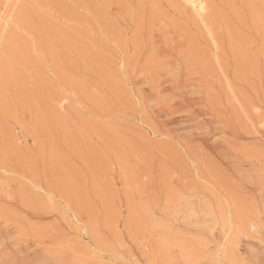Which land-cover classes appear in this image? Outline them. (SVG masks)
Returning a JSON list of instances; mask_svg holds the SVG:
<instances>
[{
	"label": "rangeland",
	"instance_id": "1",
	"mask_svg": "<svg viewBox=\"0 0 264 264\" xmlns=\"http://www.w3.org/2000/svg\"><path fill=\"white\" fill-rule=\"evenodd\" d=\"M202 1L0 0V264H264V0Z\"/></svg>",
	"mask_w": 264,
	"mask_h": 264
},
{
	"label": "bare ground",
	"instance_id": "2",
	"mask_svg": "<svg viewBox=\"0 0 264 264\" xmlns=\"http://www.w3.org/2000/svg\"><path fill=\"white\" fill-rule=\"evenodd\" d=\"M188 2L191 3L192 7L196 10L197 13H199L200 11H202V10L204 9V5H203V2H204V1H202V0H188ZM204 66H205V65H204ZM167 74H169V73H167ZM176 74H178V73H176ZM185 74H186V73H185ZM180 75H181V74H180ZM175 76H176V75H175ZM188 77H189V76H188ZM179 78H180V77H179ZM181 78H182V76H181ZM153 79H154V78H153ZM170 79H171V78H170ZM175 80H176V79H175ZM152 81H153V80H152ZM157 81H158V79H157ZM165 81H167V85H169V84H168L169 78H168L167 80L165 79ZM180 81H181V80H180ZM182 81H183V80H182ZM153 82H154V81H153ZM163 82H164V80H163ZM178 82H179V80H178ZM171 83H172V82H171V80H170V85L173 86ZM175 83H176V82H175ZM182 83H184V81H183ZM157 84H158V83H157ZM161 84H162V81H161ZM161 84H160V86H162ZM184 84H185V83H184ZM189 84H191V83H189ZM201 84H202V83H201ZM154 85H155V87H156V82H155ZM167 85H165V86L167 87ZM174 85H175V87H176V84H174ZM160 86L158 85V87H160ZM165 86H164V87H165ZM171 86H169V87H171ZM200 86H202V85H200ZM153 87H154V86H153ZM153 87H152V88H153ZM164 87H163V88H164ZM169 87H167V88H169ZM181 87H182V86H181V84H180L179 89H180ZM185 87H186V86L184 85V88H185ZM189 87H190V85H189ZM197 87H198V85H197ZM155 89H156V88H155ZM155 89H154V91H155V93H156V90H155ZM160 89L163 90V92H165V90H166V88H164L165 90L162 89V88H160ZM177 89H178V88H177ZM188 89H189V88H188ZM196 89H197V88H196ZM161 90H160V91H161ZM172 90H173V89H172ZM148 91H149V90H148ZM160 91H158V93H159ZM168 91H170L169 93H170V95H171V94H172L171 88H170ZM168 91H167V93H168ZM174 92H175V90H174ZM184 92H185V91H184ZM188 92H189V90H188ZM158 93H156V97H157V94H158ZM186 93H187V92H186ZM161 94H163V93L161 92ZM165 94H166V93H165ZM174 94H175V93H173V95H174ZM178 94H179V93H178ZM184 94H185V93H184ZM190 94H191V93H190ZM190 94L188 95V97L190 96ZM200 94H201V93H199V96H200ZM166 95H167V94H166ZM181 95H182V92H181ZM185 95H186V94H185ZM204 95H206V94H204ZM160 96H161V95H160ZM164 96H165V95H164ZM168 96H169V94H168ZM168 96H167V97H168ZM177 96H178V95H177ZM186 96H187V95H186ZM197 96H198V94H197ZM162 97H163V95H162ZM181 97H182V96H181ZM181 97H180V98H181ZM191 97H192V95H191ZM194 97H195V96H194ZM194 97H193V98H194ZM203 97H204V96H203ZM158 98H159V97H158ZM160 98H161V97H160ZM160 98H159L158 101L161 102L162 99L160 100ZM171 98L173 99V96H171ZM174 98H175V97H174ZM207 98L209 99L210 97H206V101H207ZM169 99H170V98H169ZM181 99H182V98H181ZM191 99H192V98H191ZM155 100H156V98H155ZM170 100H171V99H170ZM177 100H178V98H177ZM192 100H193V99H192ZM200 100H201V102L203 101L202 98H201ZM211 100H212V99H211ZM189 101H190V103H189V102H185V99H182V100H179V102H176V98H175V100L173 101V103H175V104L173 105V109L175 110L174 112L176 113L177 111H180V113H179V112H178V113L181 114V113H183V111H185V113L188 112V113L190 114V116H191V115L194 116L196 113L193 111V108H192V107H194L195 104H197V103H194V101H193V103H194V104H193L194 106H193V105H192V102H191L190 99H189ZM196 101H197V100H196ZM165 102H166V99H164L165 107H166V108H167V106L169 107V105H170V101L168 102L169 105H167V106H166L167 103H165ZM204 102H205V101H203V103H204ZM158 103H159V102H158ZM162 103H163V102H162ZM207 104H208V103H207ZM201 105H202V103H201ZM163 106H164V105L162 104L161 107H163ZM205 106H206V105H205ZM205 106H204V107H205ZM206 107H208V106H206ZM157 108H158V106H157ZM169 108H171V106H170ZM169 108H167V111H164V112H167V113L169 114V111H168ZM163 109H164V107H163ZM171 109H172V108H171ZM173 109H172V113H174V112H173ZM204 109H205V108H204ZM217 109H218V108H217ZM165 110H166V109H165ZM208 110H209V108H208ZM208 110L205 109V111H206L207 113H208ZM221 110H222V109H221ZM215 111H217V110H215ZM215 111H213V112H215ZM218 111H219V110H218ZM218 111H217V113H218ZM154 112H155V109H154ZM164 112H163V113H164ZM196 112H199V111H196ZM213 112H212V113H213ZM156 113H157V112H156ZM158 113H159V115H160L161 111H159ZM170 113H171V112H170ZM175 113H174L173 115H175ZM188 113L185 114V115H186V118H188ZM153 114H154V113H153ZM179 114H178V115H179ZM213 114H214V113H213ZM155 115H156V114H154V116H155ZM162 115H163V114H162ZM166 115H167V114H166ZM173 115H172V116H173ZM205 115H208V114H205ZM221 115H222V114H221ZM156 116L158 117V115H156ZM168 116H171V114H169ZM182 116H183V114H182ZM200 116H203V115L200 114ZM222 116H223V115H222ZM224 116H225V114H224ZM176 117H177V116H176ZM204 117H205V116H204ZM177 118H178V117H177ZM205 118H206V117H205ZM214 118H215V117H213V121H214ZM221 118H222V117H221ZM172 119H173V118H172ZM181 119H182V118H181ZM184 119H185V118H183V120H184ZM227 119H228V118H227ZM227 119H226V120H227ZM167 120H168V119H167ZM190 120H191V119H190ZM190 120H189V121H190ZM194 120H195V119H193V121H194ZM206 120H207V119H206ZM216 120H217V118H216ZM226 120H225V122H226V124H228V122H227ZM193 121H192V122H193ZM218 121H219V120H218ZM232 121H233V120H232ZM232 121H231V122H232ZM165 122H166V121L163 122V123H164L163 126L161 125V126H162L161 129H162V130L164 129V130L167 132V135H168V134H169V135H170V134H173L172 131H174V128L176 127V126H175L176 124L172 125L174 128H173V129L171 128V129H172V130H171V129H167V127H166L167 125L165 126ZM178 122H179V120H178ZM187 122H188V121H186V122H185L186 124H184V125H187ZM206 122H207V121H206ZM161 123H162V121H161ZM163 123H162V124H163ZM167 123H168V121H167ZM169 123H170V122H169ZM197 123H198V121H197ZM197 123L194 122V124H197ZM216 123H217V122H216ZM171 124H172V123H171ZM189 124H190V122H189ZM200 124H201V122H200ZM202 124H203V123H202ZM205 124H206V123H205ZM211 124H212V123H211ZM217 124H218V123H217ZM219 124H220V122H219ZM232 124H233V123H232ZM177 125H179V124H177ZM180 125H181V124H180ZM180 125H179V126H180ZM198 125H199V124H198ZM212 125H213V124H212ZM223 125H224V123H223ZM164 126H165V128H164ZM215 126H217V125H215ZM220 126H221V124H220ZM220 126H219V127H220ZM227 126H228V125H227ZM234 126H235V125H234ZM180 127H181V126H180ZM190 127H191V126H190ZM192 127H195V126H192ZM192 127H191V129H192V130H195V128H192ZM201 127H202V125H201ZM206 127H207V126H206ZM208 127H209V129H210V126H208ZM213 127H214V126H213ZM217 127H218V126H217ZM219 127H218V128H219ZM221 127H222V126H221ZM221 127H220V128H221ZM168 128H169V127H168ZM177 128H179V127L177 126ZM177 128L175 129L176 133L179 132V130H180V129L177 130ZM183 128H185V127H183ZM203 128H204L203 130H206L205 127H203ZM166 129H167V130H166ZM189 129H190V128H189ZM196 129H200V126H199V128L197 127ZM201 129H202V128H201ZM209 129H208V130H209ZM223 129H226V128L223 127ZM223 129H222V130H223ZM164 130H163V131H164ZM192 130H191V131H192ZM168 131H170V132H168ZM181 131H182V130H181ZM181 131H180V132H181ZM183 131H184V130H183ZM195 131H196V130H195ZM212 131H214V129H213ZM217 131H220V130L217 129ZM209 132H210V130H209ZM215 132H216V129H215ZM231 132H232V131H231ZM205 133H206V131H205ZM206 134H207V137H208L209 134H208V133H206ZM206 134H205V136H206ZM220 134H221V133H220ZM174 135H175V133H174ZM201 135H202V134H201ZM223 135H224V134H223ZM221 136H222V134H221ZM224 136H225V135H224ZM179 137H180V136H179ZM207 137H206V138H207ZM222 137H223V136H222ZM231 137H232V136H231ZM175 139H176V138H175ZM219 139H220V137H219ZM231 139H232V138H231ZM177 140H178V139H177ZM179 140H180V138H179ZM232 140H233V139H232ZM184 141H185V140H184ZM186 141H187V140H186ZM219 141H220V140H219ZM221 141H224V140L222 139ZM221 141H220V142H221ZM228 141H229V140H228ZM228 141H226V143H227ZM179 143H182V141H180ZM186 143H187V142L183 143L184 145H186V146H185V149H186V147H188L187 149L190 151V148H189V146H188ZM189 143H191V142H189ZM193 143H195V142H193ZM193 143H192V144H193ZM223 143H224V142H223ZM233 143H235V142H233ZM240 143H241V142H240ZM183 144H182V146L184 147ZM192 144H191V145H192ZM195 144H196V143H195ZM196 145H197V144H196ZM200 145H201V144H200ZM211 145H212V144H211ZM221 145H222V144H221ZM224 145L226 146V144H224ZM229 145H230V144H229ZM216 146H217V145H216ZM216 146H214V147H216ZM225 146H224V147H225ZM232 146H233V145H232ZM198 147H199V145H198ZM212 147H213V146H212ZM219 147H220V145H219ZM221 147H222V146H221ZM226 147H227V146H226ZM234 147H235V145H234ZM217 148H218V147H217ZM187 149H186V151H187ZM195 149H196V147H195ZM212 149H213V148H212ZM214 149L217 151L216 148H214ZM221 149H222V148H221ZM228 149H229V146H228ZM202 150H203V149H202ZM219 150H220V148H219ZM186 151H185V152H186ZM187 152H188V151H187ZM222 152H224V151H222ZM231 152H232V151H231ZM189 153H190V152H189ZM194 153H195V152H194ZM218 153H219V152H218ZM224 153H225V152H224ZM187 154H188V153H187ZM220 154H221V153H220ZM195 155H196V154H195ZM191 157H192V156H191ZM221 157H222V156H221ZM259 183H260V182H259ZM259 186H260V185H259ZM259 186H258V187H259ZM261 186H262V185H261Z\"/></svg>",
	"mask_w": 264,
	"mask_h": 264
}]
</instances>
